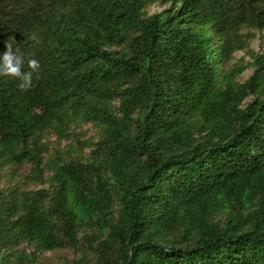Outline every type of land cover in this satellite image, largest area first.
Wrapping results in <instances>:
<instances>
[{"label": "trees", "instance_id": "obj_1", "mask_svg": "<svg viewBox=\"0 0 264 264\" xmlns=\"http://www.w3.org/2000/svg\"><path fill=\"white\" fill-rule=\"evenodd\" d=\"M249 30L264 0H0V53L40 63L27 92L0 77V264H264Z\"/></svg>", "mask_w": 264, "mask_h": 264}, {"label": "rangeland", "instance_id": "obj_2", "mask_svg": "<svg viewBox=\"0 0 264 264\" xmlns=\"http://www.w3.org/2000/svg\"><path fill=\"white\" fill-rule=\"evenodd\" d=\"M161 7L154 6L151 8V12L160 10ZM249 33L252 35L250 36V39L247 41V47L241 48L235 51L234 58L231 62V65L234 63H241L242 61L244 63H247L251 60V56L248 52L249 49L257 52L262 53L264 52V30L263 31H255V30H249ZM253 72L252 68H248L246 71H244L238 78V80H245L247 77H249ZM75 131L77 134L80 135L81 138H89L90 136L95 135L97 131V127H95L92 124H80V126L75 127ZM51 141L56 142L55 137L50 138ZM63 147L68 145L67 141H63L61 143ZM19 175H23L25 173L24 169L18 170ZM8 183V176H2L0 177V188L5 186ZM70 253L67 251H59L56 253H48L40 258L39 261L30 263V261H26L24 264H60L63 261V258L66 256H69Z\"/></svg>", "mask_w": 264, "mask_h": 264}, {"label": "clouds", "instance_id": "obj_3", "mask_svg": "<svg viewBox=\"0 0 264 264\" xmlns=\"http://www.w3.org/2000/svg\"><path fill=\"white\" fill-rule=\"evenodd\" d=\"M25 58L23 54L13 49L10 42L5 43V50L0 53V77H7L17 81L16 87L21 92H27L32 88L33 73H36L40 68V63L37 59H28V71L23 70Z\"/></svg>", "mask_w": 264, "mask_h": 264}]
</instances>
